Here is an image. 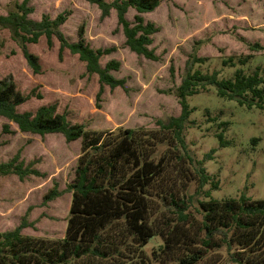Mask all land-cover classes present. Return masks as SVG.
Returning <instances> with one entry per match:
<instances>
[{"label":"trees","instance_id":"obj_1","mask_svg":"<svg viewBox=\"0 0 264 264\" xmlns=\"http://www.w3.org/2000/svg\"><path fill=\"white\" fill-rule=\"evenodd\" d=\"M85 1L98 7L101 18L114 10L125 46L147 60H158L149 48L158 28L142 15L153 12L162 0ZM28 2L15 3L6 15H0V30L9 32L33 74H40V65L28 45L44 39L52 47L56 38L59 57L68 50L85 65L87 74L97 77L96 101L105 86L124 87L125 81L112 74L120 67L118 61L100 64L114 48L93 49L82 34L77 41H69L60 30L68 13L53 19L43 14L34 20L29 17L33 8ZM129 9L136 13L132 22L125 16ZM248 46L253 52L261 49L257 43ZM251 58L253 55L232 56L222 64L233 67L236 59L243 66ZM204 61L206 58L192 56L187 62L174 90L180 114L157 119L154 130H87L69 122L55 104L19 111L32 92L21 94L11 76L0 79V117L19 132L42 137L59 134L67 143L80 141L74 175L67 185L71 199L63 236L23 235L22 229L29 225L24 216L17 227L0 232V264H264V199L252 200L245 193L236 198H213L219 182L204 165L216 150L198 159L185 138L193 112L187 98L207 86H215L218 97L239 106L264 109V68L256 67L252 74L239 69L232 78L219 80L218 72L193 71L195 63ZM3 130L14 133L9 125ZM216 137L221 147L223 135ZM18 159L17 155L1 163L0 176L23 179L35 173ZM59 194L55 184L43 200L51 201ZM153 238L160 244L147 253L145 248Z\"/></svg>","mask_w":264,"mask_h":264},{"label":"rangeland","instance_id":"obj_2","mask_svg":"<svg viewBox=\"0 0 264 264\" xmlns=\"http://www.w3.org/2000/svg\"><path fill=\"white\" fill-rule=\"evenodd\" d=\"M22 1L0 0V15ZM28 6L33 8L29 17L34 20L43 14L53 19L68 13L60 30L71 42L82 34L93 49L114 48L100 64L118 61L120 67L112 74L125 81L124 87L105 86L96 101L97 77L87 74L85 65L68 50L59 57L56 38L52 47H47L44 39L28 45L40 65V74L35 75L9 32L0 30V79L11 76L21 94L32 92L18 110L34 111L41 105L55 104L56 111L65 114L69 122L82 124L87 130H154L157 119L178 116L180 106L174 90L192 56L206 58L195 63L193 71L218 72L219 80L232 78L239 69L252 74L256 67L264 68V0H162L153 12L142 15L158 28L149 46L157 61L138 56L125 46L114 10L101 18L98 7L85 0H29ZM135 14L129 9L125 16L132 22ZM252 43L261 49L250 51ZM246 55L253 58L243 66L236 59L233 67L222 64L228 57ZM187 103L193 109L185 131L189 150L198 159L216 150L204 165L219 182L212 197L220 200L245 193L252 200L264 199V109H247L222 99L213 85L189 96ZM4 125L14 133L5 132ZM216 134L223 135L221 147ZM79 153L80 141L67 143L59 134L42 137L21 133L0 117V164L18 155V161L35 172L23 179L0 176V232L14 229L25 216L29 225L22 229L23 235L61 238L71 199L67 185ZM55 184L59 196L45 202L43 196ZM159 244V239H151L146 252Z\"/></svg>","mask_w":264,"mask_h":264}]
</instances>
